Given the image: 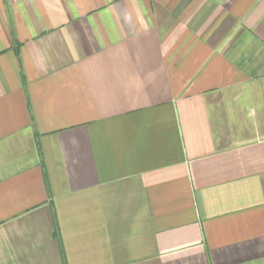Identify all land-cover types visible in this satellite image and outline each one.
I'll return each instance as SVG.
<instances>
[{
	"label": "crops",
	"instance_id": "crops-1",
	"mask_svg": "<svg viewBox=\"0 0 264 264\" xmlns=\"http://www.w3.org/2000/svg\"><path fill=\"white\" fill-rule=\"evenodd\" d=\"M0 264H264V0H0Z\"/></svg>",
	"mask_w": 264,
	"mask_h": 264
}]
</instances>
